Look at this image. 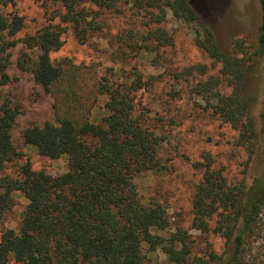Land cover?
Here are the masks:
<instances>
[{"label":"trees","instance_id":"obj_1","mask_svg":"<svg viewBox=\"0 0 264 264\" xmlns=\"http://www.w3.org/2000/svg\"><path fill=\"white\" fill-rule=\"evenodd\" d=\"M38 1L44 8L43 25L21 35L24 16L6 13L14 0H0V87L15 85V72H22L32 76L38 96L52 98L54 119L28 121L21 137L41 156L67 155L68 169L51 175L35 170L26 159L14 174L2 173L23 156L13 131L27 104L9 90L0 100V230L17 204L15 193L28 202L19 229L0 232V264H148L147 253L159 250L169 264H253L247 258L261 229L264 173L248 186L244 178L230 180L212 167L209 155L198 164L203 176L193 196L192 226L223 238V251L194 254L186 230L161 234L170 226L166 209L145 200L135 180L162 168L165 142L144 102L153 76L138 61L148 55L156 62L162 48L173 47L174 37L164 27L169 12L189 25L195 44L220 64L192 89L238 130L237 143L250 159L259 146L264 151V136L251 115L252 98L243 92V82L249 61L264 62V0H259L261 22L254 40L237 38L229 50L222 49L205 20L217 7L212 0ZM123 4L142 19L120 37L121 45L124 41L131 50L118 56V67L114 64L99 76L70 58H53L68 34L88 43L104 28L101 14ZM195 67L203 75L208 72L206 65H196L176 75H191ZM96 109L106 113L95 118ZM262 115L264 120V111Z\"/></svg>","mask_w":264,"mask_h":264},{"label":"rangeland","instance_id":"obj_2","mask_svg":"<svg viewBox=\"0 0 264 264\" xmlns=\"http://www.w3.org/2000/svg\"><path fill=\"white\" fill-rule=\"evenodd\" d=\"M212 1L217 7L209 14L206 13L205 20L222 49L229 50L237 38L254 40L261 22L259 0ZM43 9L38 0H14L5 11L24 16L25 28L21 33L24 35L43 25ZM140 14L127 4L117 10L105 11L101 14L103 30L95 34L88 43H79L70 33L65 37L61 49L52 56L57 59L70 58L76 64L87 65L91 72L100 76L107 68L116 65L115 61L118 56H123V51L131 50L125 46L123 40L121 45L120 37L124 39L136 28L142 19ZM164 27L174 37L173 47L162 48V56L156 62L153 56L148 55L138 61L146 75L153 76V84L145 93L144 102L150 111L153 124L165 136L160 153L163 165L160 170L147 171L135 180L139 193L145 200L161 203L166 209L170 226L161 234L168 235L177 229L186 230L190 234L194 254L201 255L209 250L221 253L224 249L223 238L212 231L202 232L192 226L193 196L203 176V170L198 164L205 162V157L209 155L212 167L221 169L230 180L244 178L249 186L264 173V151L259 146L249 159L245 150L237 143L238 130L215 115L208 100L193 91L192 86L205 79L208 74H215L220 64L214 62L195 44L189 25L169 12ZM196 65H206L207 74L203 75L195 67L191 75L177 77V73ZM247 66L243 92L252 98L251 115L260 134L264 136V62L262 59L251 60ZM15 73L18 76L17 83L12 87H0V100L10 90L20 99L24 98L23 101L27 104L25 114L19 118L13 131L14 143L23 156L7 164L2 173L14 174L26 159L31 161L35 170H44L51 175L66 172L67 155L51 159L41 156L35 146L23 142L21 128L28 121L43 122L54 119L53 100L50 96H38L34 92L30 74ZM223 89L226 93L229 92L228 88ZM105 113L102 109H96L94 116L97 118ZM15 195L17 204L5 215L0 232L6 228L19 229L28 200L21 192H16ZM260 227L247 258L253 264H264V214L261 216ZM153 231L156 232L155 229ZM146 261L148 264H169L167 256L161 250L148 252Z\"/></svg>","mask_w":264,"mask_h":264}]
</instances>
